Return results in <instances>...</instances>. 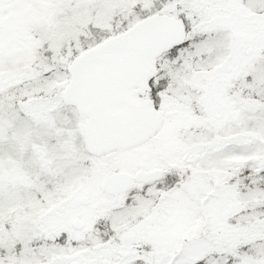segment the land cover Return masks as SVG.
I'll return each instance as SVG.
<instances>
[{"label":"snow or ice","instance_id":"6c2138e0","mask_svg":"<svg viewBox=\"0 0 264 264\" xmlns=\"http://www.w3.org/2000/svg\"><path fill=\"white\" fill-rule=\"evenodd\" d=\"M0 264H264V0H0Z\"/></svg>","mask_w":264,"mask_h":264}]
</instances>
